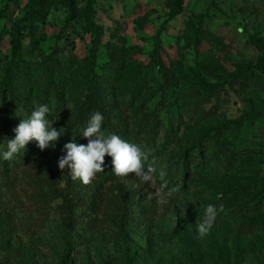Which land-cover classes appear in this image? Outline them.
Here are the masks:
<instances>
[{"label":"rangeland","instance_id":"374dc122","mask_svg":"<svg viewBox=\"0 0 264 264\" xmlns=\"http://www.w3.org/2000/svg\"><path fill=\"white\" fill-rule=\"evenodd\" d=\"M40 105L55 146L4 160ZM96 112L151 182L59 168ZM129 260L264 264V0H0V264Z\"/></svg>","mask_w":264,"mask_h":264},{"label":"clouds","instance_id":"9594fccd","mask_svg":"<svg viewBox=\"0 0 264 264\" xmlns=\"http://www.w3.org/2000/svg\"><path fill=\"white\" fill-rule=\"evenodd\" d=\"M49 113L47 105H40L31 113L29 119H22L14 129L16 136L7 141V150L3 151L4 160H11L14 154L26 148L33 139L38 141L41 149L48 148L50 143L55 146V142L61 135L54 127L49 130L45 115ZM104 116L100 112L94 113L88 121L87 127L82 131L84 137L88 138L87 145L77 144L74 140L64 145L66 155L59 159V168L63 171L69 170L73 180L80 179L83 184H90L97 173L104 171L105 156L112 157L113 172L117 176H128L134 174L143 182H151L155 169L149 165L144 168V161L148 159L147 153L135 144L123 140L116 134L106 135L102 130ZM160 179L164 181L166 173H159ZM167 182L161 184L157 189L156 198L158 203H167L164 189ZM149 194L148 199H152ZM217 218V209L209 204L206 207L203 220L198 222L197 231L200 237L206 236Z\"/></svg>","mask_w":264,"mask_h":264},{"label":"trees","instance_id":"16d2710c","mask_svg":"<svg viewBox=\"0 0 264 264\" xmlns=\"http://www.w3.org/2000/svg\"><path fill=\"white\" fill-rule=\"evenodd\" d=\"M128 264H132L130 260H129Z\"/></svg>","mask_w":264,"mask_h":264}]
</instances>
